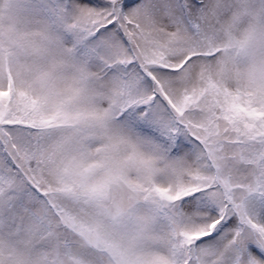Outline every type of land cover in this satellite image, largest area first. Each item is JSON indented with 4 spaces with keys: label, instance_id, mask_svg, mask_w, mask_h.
Returning a JSON list of instances; mask_svg holds the SVG:
<instances>
[{
    "label": "snow or ice",
    "instance_id": "snow-or-ice-1",
    "mask_svg": "<svg viewBox=\"0 0 264 264\" xmlns=\"http://www.w3.org/2000/svg\"><path fill=\"white\" fill-rule=\"evenodd\" d=\"M0 264H264V0H0Z\"/></svg>",
    "mask_w": 264,
    "mask_h": 264
}]
</instances>
